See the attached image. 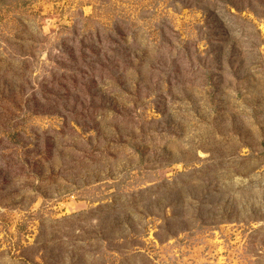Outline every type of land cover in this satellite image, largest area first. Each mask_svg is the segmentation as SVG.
I'll return each mask as SVG.
<instances>
[{
  "label": "rangeland",
  "instance_id": "rangeland-1",
  "mask_svg": "<svg viewBox=\"0 0 264 264\" xmlns=\"http://www.w3.org/2000/svg\"><path fill=\"white\" fill-rule=\"evenodd\" d=\"M0 264H264V0H0Z\"/></svg>",
  "mask_w": 264,
  "mask_h": 264
}]
</instances>
